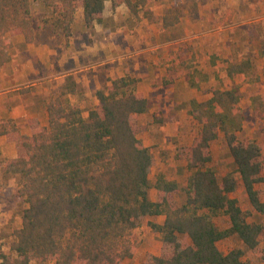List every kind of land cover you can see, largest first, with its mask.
<instances>
[{
	"label": "trees",
	"instance_id": "1",
	"mask_svg": "<svg viewBox=\"0 0 264 264\" xmlns=\"http://www.w3.org/2000/svg\"><path fill=\"white\" fill-rule=\"evenodd\" d=\"M37 1L46 20L69 35L78 7L90 27L101 20L107 0ZM109 1L112 7L126 5L131 15L148 2ZM172 2L176 7L177 0ZM31 18L30 0H0V65L9 59L12 46L7 33L33 40ZM177 21V13H166L162 27ZM226 68L229 76L254 78L248 57L234 56ZM136 85L137 79L129 74L113 78L96 91L98 103L86 117L78 106L51 98L46 103L47 125L32 128L30 135L18 134L12 121L0 120V134L19 139L18 155L5 164L18 177L17 193L25 202L10 252L0 253V264L49 259L54 264H122L138 249L133 230L145 217L158 214L164 215L163 223L148 225L160 233L163 250L159 255L147 253L139 264H254L243 259L239 247L227 253L218 248L217 241L232 234L264 262V251L258 247L264 224L248 221L250 211L231 195L241 185L249 206L264 213V200L255 187L263 180V144L238 135L244 120L238 87L214 88L190 109L199 131L183 154L190 175L178 202L174 199L180 192L178 183L162 173L153 181L156 200L149 197L154 157L136 134L148 99ZM250 106L264 117L263 94L252 95ZM218 136L233 164V170L224 174L210 164V145ZM218 216H226L228 225H217Z\"/></svg>",
	"mask_w": 264,
	"mask_h": 264
},
{
	"label": "crops",
	"instance_id": "2",
	"mask_svg": "<svg viewBox=\"0 0 264 264\" xmlns=\"http://www.w3.org/2000/svg\"><path fill=\"white\" fill-rule=\"evenodd\" d=\"M186 1L181 0V4ZM171 3L172 0H149L136 15H131L126 5L112 7L107 0L101 20L94 21L90 27L83 21L81 7L76 10L69 35L62 34L46 19L41 24L32 23V41H25L21 33H7L5 36L10 38L12 46L9 59L0 65V120H10L20 134L30 135L32 128L47 125L46 103L55 97L65 104L78 106L82 116L86 117L98 103L96 91L105 89L113 78L129 74L137 79L136 87L147 99L152 94L147 109L149 119L153 114L158 118L161 114L164 121L157 122L149 130L151 134L142 139L153 154L155 164L152 169L174 181L182 174L186 186L190 171L184 160L174 157L175 141L191 143L193 131L189 124H196V131L199 124L191 116L190 109L208 97L199 94L197 87L189 86L181 78L174 81L172 71L175 70L157 64L159 59L173 58L166 46L180 38L173 36L174 30L169 31L170 35L162 29V17L172 11ZM175 11L179 20L166 30L179 23L193 27L217 20L215 6L207 7L209 14L205 15L200 8H183L182 5ZM160 53L162 57L158 56ZM212 67H208V72L213 70ZM151 76H167V82L161 78V83L154 85ZM182 88L187 93L185 99L178 98V90ZM151 146H155V150ZM17 155L14 136L0 134V160ZM169 172L170 177L167 176ZM150 198L156 200V197ZM163 220L164 215L158 214L145 217L143 222L162 224ZM140 245L142 256L132 264H139L146 251L159 255L148 250L145 241Z\"/></svg>",
	"mask_w": 264,
	"mask_h": 264
},
{
	"label": "rangeland",
	"instance_id": "3",
	"mask_svg": "<svg viewBox=\"0 0 264 264\" xmlns=\"http://www.w3.org/2000/svg\"><path fill=\"white\" fill-rule=\"evenodd\" d=\"M184 4H181V0H177L176 7H173L172 2V11L176 13L175 9H179L180 5H182L183 8L185 6L192 7L193 9L200 8L201 12H204L205 15V13H208L206 11L207 7L215 6L216 12L214 14L216 15L214 16L217 17V20L210 23H201V25L195 24L193 27L182 25L181 23L169 30H166L169 27H162L165 33L167 32L168 34H170V30H174L173 36H179L180 38L175 42H170L166 46L167 51L172 54L173 58L171 60L159 59L157 64L161 63L166 69H174L175 71H172L175 78L174 81L181 78L189 86L197 87L199 94H207V97L210 96V91L214 88L229 89L233 86L238 87L239 104L244 113L243 126L238 135L242 139H254L263 144V160L260 173L263 180L257 183L255 187L259 190L260 198L264 200V117L253 113L250 106L252 95L257 93L264 95V0H187ZM30 5L32 23L41 24L47 17L45 10L37 0H30ZM172 11L168 13H172ZM177 22L171 24V26ZM160 48L161 46H159ZM158 56L162 57L161 53ZM234 56L251 59L253 63V79L244 78L240 74H234L233 76L227 74V64ZM208 67H212L213 70L208 72ZM152 74L154 75L153 72ZM155 77L151 76L154 85L160 84L161 78L164 83L167 82V76ZM181 84L183 85V83ZM137 91L142 93L138 89ZM186 97L187 93L183 88L180 91L178 90V98L185 99ZM151 99L152 94L148 96V101L150 102ZM149 114L150 112L146 110L138 117L136 134L141 140L151 134L149 130L155 124L164 122L161 114H159V118L153 114L151 120L149 119ZM189 128H191V132L193 131L191 143L187 144L175 141L177 145L174 149V157L184 160L185 163L186 160L183 154L193 144L199 131V128L197 131L195 130L196 124H189ZM18 134H20L19 131ZM14 139L18 145L19 139H17V136H14ZM150 148L155 150V146H151ZM210 149L212 158L210 164L217 173L220 174V172L233 170L232 160L222 142L221 136L212 141ZM178 153H181L182 156L178 157ZM6 160H0V253L10 252L9 244L13 239V231L21 224V209L25 206L23 198L17 193L19 179L15 173H12L6 167ZM158 173L160 172H157L155 168H151L149 174V197H156L157 195L154 193L153 181ZM167 176L170 177L172 175L169 172ZM176 182L180 187V192L174 196V199L179 202L182 199V188L185 187L186 178L181 174ZM232 195L238 199L243 209L250 211L248 221H261L264 224V213H258L249 206L241 185H237ZM215 220L216 224L221 227L228 225L226 216H218ZM143 221L144 219L136 227L132 235L133 240L138 244V249L132 258L124 259L122 264H132L142 256L143 252L141 251L142 247H140V244L143 241H145L148 250L158 252L159 254L163 250L160 233L151 229L148 223L146 224ZM159 242L160 246H158ZM217 246L223 253H227L231 248L239 247L243 250V259L254 264H264L256 252L247 249L239 238L233 234L217 241ZM258 247L264 251V229L260 234ZM147 253L152 252L146 251L144 253L145 256ZM50 261L53 260H34L30 264H49Z\"/></svg>",
	"mask_w": 264,
	"mask_h": 264
}]
</instances>
